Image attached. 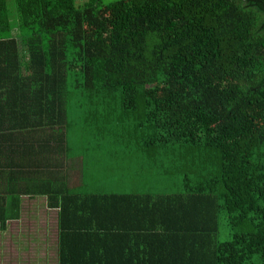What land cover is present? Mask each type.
Segmentation results:
<instances>
[{
	"label": "trees",
	"instance_id": "16d2710c",
	"mask_svg": "<svg viewBox=\"0 0 264 264\" xmlns=\"http://www.w3.org/2000/svg\"><path fill=\"white\" fill-rule=\"evenodd\" d=\"M34 115L60 175L5 149L0 226L47 194L58 264H264V0H0V139ZM71 129L92 154H174L147 193L91 192Z\"/></svg>",
	"mask_w": 264,
	"mask_h": 264
},
{
	"label": "crops",
	"instance_id": "0c3cea01",
	"mask_svg": "<svg viewBox=\"0 0 264 264\" xmlns=\"http://www.w3.org/2000/svg\"><path fill=\"white\" fill-rule=\"evenodd\" d=\"M47 126L45 115H34L29 118L28 122L20 125L17 129L19 131L13 132L14 135L7 136L6 139L8 140L3 141L0 139V151H2V155H0V163L5 162V149L12 151V154L23 152L26 155L25 160L30 166L37 163V161L40 162L42 157H47L48 160L51 161L52 166L47 172H45V174L52 184H54L60 175V168L56 167L58 165L54 166L53 164L55 159L53 152L48 156L47 154H44L41 149L43 147L42 130L48 128ZM9 127L10 126L7 124H4L3 126L0 125V128L5 131ZM37 129L41 130L40 132L38 131V134H35ZM37 135H40L41 137L38 138ZM136 151H138V149ZM59 157L60 152L57 151L56 160L58 162L60 160ZM66 166L69 170L65 171L66 175L71 177L70 174H72V176L77 174L75 177L79 178L77 166L74 167L70 163H66ZM54 177H56L55 180ZM68 181L70 184V178H68ZM5 183L6 182H0V188H3ZM73 185L70 184V186ZM47 198V194L27 193L21 195L17 211H11L9 209L10 206L8 205L10 216L4 220L2 227L0 226V264H47L46 258L52 255H55L56 264H58V210L48 206ZM38 210L42 211L43 214L51 212V219L49 218L48 224L50 222L53 224V219L55 220L54 228L53 226L51 227V231H55V240L47 237L46 228L42 229L40 226H34L36 219L38 218ZM9 212L7 214H9ZM53 213L54 216L52 215ZM28 224L33 227V230L30 233ZM41 234H43V238L40 241H30V239Z\"/></svg>",
	"mask_w": 264,
	"mask_h": 264
},
{
	"label": "rangeland",
	"instance_id": "374dc122",
	"mask_svg": "<svg viewBox=\"0 0 264 264\" xmlns=\"http://www.w3.org/2000/svg\"><path fill=\"white\" fill-rule=\"evenodd\" d=\"M81 1L82 0H77L78 3ZM112 1L114 0H104L105 3ZM10 15L11 21L16 19L15 11L12 7H10ZM19 52L23 60L21 43H19ZM93 134H95V132L90 131L89 134L87 133L86 135ZM70 136V152L72 155H75L79 164L82 163L83 160V181L87 186H85V189L88 191L92 189L91 192L128 193L129 191H133L141 194L147 193L149 190L154 189L157 183V173L153 168L157 166L159 162H162L164 166H166L173 153L170 152L171 148L162 145L156 146L157 148L153 147L147 160L140 157L139 151L117 153L114 155H103V153L101 155L99 153L92 154V148L96 145H89V143L84 140H78L79 132L77 129H71ZM87 136H85V138ZM134 165L136 168H133ZM70 176V184H77L78 179L75 177L77 174H75V176L70 174ZM50 213L43 214L42 211L38 210V218L34 226H40L42 229L46 228L47 237L55 240V231H51V227L53 226L54 228L55 220L53 219V224H51V222L48 224L51 216ZM52 215L54 216V213ZM28 229L30 233L33 227L29 225ZM42 238L43 234L30 239V241L38 242ZM46 259L47 264H56L55 255L49 256Z\"/></svg>",
	"mask_w": 264,
	"mask_h": 264
}]
</instances>
